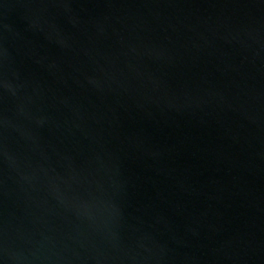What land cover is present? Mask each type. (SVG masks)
Masks as SVG:
<instances>
[{
	"label": "water",
	"instance_id": "obj_1",
	"mask_svg": "<svg viewBox=\"0 0 264 264\" xmlns=\"http://www.w3.org/2000/svg\"><path fill=\"white\" fill-rule=\"evenodd\" d=\"M0 264H264V0H0Z\"/></svg>",
	"mask_w": 264,
	"mask_h": 264
}]
</instances>
